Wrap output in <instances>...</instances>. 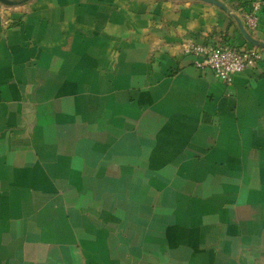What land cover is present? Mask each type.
I'll list each match as a JSON object with an SVG mask.
<instances>
[{
    "label": "crops",
    "instance_id": "crops-1",
    "mask_svg": "<svg viewBox=\"0 0 264 264\" xmlns=\"http://www.w3.org/2000/svg\"><path fill=\"white\" fill-rule=\"evenodd\" d=\"M221 1H0V264H264V70L183 51L252 45Z\"/></svg>",
    "mask_w": 264,
    "mask_h": 264
},
{
    "label": "built area",
    "instance_id": "built-area-1",
    "mask_svg": "<svg viewBox=\"0 0 264 264\" xmlns=\"http://www.w3.org/2000/svg\"><path fill=\"white\" fill-rule=\"evenodd\" d=\"M247 6L239 8L241 20L249 32H255L260 25L264 0H248ZM4 6L0 7L2 10ZM183 51L194 56V65L208 68L214 75L231 84L238 73L248 69L264 70L263 48L254 44L233 45L216 41L199 42L193 38L184 40Z\"/></svg>",
    "mask_w": 264,
    "mask_h": 264
},
{
    "label": "water",
    "instance_id": "water-1",
    "mask_svg": "<svg viewBox=\"0 0 264 264\" xmlns=\"http://www.w3.org/2000/svg\"><path fill=\"white\" fill-rule=\"evenodd\" d=\"M1 2H3L4 4H8V5H16V4H20V3H24L28 0H0ZM208 2H211L213 4H216L218 6H220L221 8L225 9V10H230V8L228 6H226L221 0H205ZM234 16H237L236 14L232 13ZM238 21L240 22L241 26H242V30L244 35L246 36V38L254 45L257 46H261L264 47V41L262 40H258L256 38H254L250 33H248L243 24L241 23V19L237 16Z\"/></svg>",
    "mask_w": 264,
    "mask_h": 264
}]
</instances>
